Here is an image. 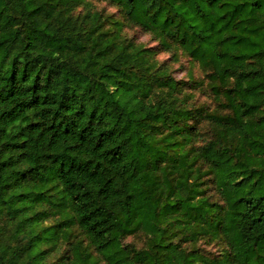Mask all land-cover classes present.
I'll return each mask as SVG.
<instances>
[{
	"label": "trees",
	"instance_id": "1",
	"mask_svg": "<svg viewBox=\"0 0 264 264\" xmlns=\"http://www.w3.org/2000/svg\"><path fill=\"white\" fill-rule=\"evenodd\" d=\"M0 264H264V0H0Z\"/></svg>",
	"mask_w": 264,
	"mask_h": 264
},
{
	"label": "rangeland",
	"instance_id": "2",
	"mask_svg": "<svg viewBox=\"0 0 264 264\" xmlns=\"http://www.w3.org/2000/svg\"><path fill=\"white\" fill-rule=\"evenodd\" d=\"M97 9H107L110 13H117V9L109 8L105 3H95ZM127 34L134 39L136 43L144 45L146 48H156L157 42L150 36L143 33L140 29H127ZM156 60L162 64L166 61L170 62L172 74L177 80L184 83L185 94H191L195 97L198 104H211V98L205 86L204 75L201 73L197 64H191L188 58L181 57L178 62L172 61L171 54L160 53ZM194 101V98L193 100ZM213 104V103H212ZM127 243H135L138 247L143 246V239L141 237H130ZM217 248H213L215 252Z\"/></svg>",
	"mask_w": 264,
	"mask_h": 264
}]
</instances>
